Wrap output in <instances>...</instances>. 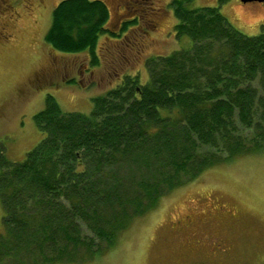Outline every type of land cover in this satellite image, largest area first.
<instances>
[{
	"label": "trees",
	"instance_id": "trees-1",
	"mask_svg": "<svg viewBox=\"0 0 264 264\" xmlns=\"http://www.w3.org/2000/svg\"><path fill=\"white\" fill-rule=\"evenodd\" d=\"M191 1L168 3L190 45L145 59V82L123 74L88 113L47 94L33 114L40 140L21 161L0 154V264L91 261L166 192L264 149V32ZM109 18L104 0H60L43 39L95 66L99 37L115 36Z\"/></svg>",
	"mask_w": 264,
	"mask_h": 264
},
{
	"label": "rangeland",
	"instance_id": "rangeland-1",
	"mask_svg": "<svg viewBox=\"0 0 264 264\" xmlns=\"http://www.w3.org/2000/svg\"><path fill=\"white\" fill-rule=\"evenodd\" d=\"M59 1L0 0V154L11 162L23 160L43 136L33 114L47 94L64 111L88 113L92 98L123 74L138 73L143 83L145 59L191 42L175 35L170 0H104L115 36L99 37V63L92 66L86 51L59 52L44 41ZM204 5L218 6L247 35L264 32V2L192 0L189 6ZM134 17L138 22L121 32ZM39 72L51 76L33 78ZM2 216L0 202V232ZM62 264H264V149L210 167L166 192L97 258Z\"/></svg>",
	"mask_w": 264,
	"mask_h": 264
},
{
	"label": "flooded vegetation",
	"instance_id": "flooded-vegetation-1",
	"mask_svg": "<svg viewBox=\"0 0 264 264\" xmlns=\"http://www.w3.org/2000/svg\"><path fill=\"white\" fill-rule=\"evenodd\" d=\"M120 21H121V20H120ZM120 21H119V22H120ZM39 74H41L42 76H46V75H47V76L44 77V78H43L42 76H40L41 79H45V78H48L49 76H51V75H49V74H50L49 72H39V73L35 74V76H34L33 78H36V79H37ZM52 75H53V74H52Z\"/></svg>",
	"mask_w": 264,
	"mask_h": 264
},
{
	"label": "water",
	"instance_id": "water-1",
	"mask_svg": "<svg viewBox=\"0 0 264 264\" xmlns=\"http://www.w3.org/2000/svg\"><path fill=\"white\" fill-rule=\"evenodd\" d=\"M241 2H252V1H259L264 2V0H240Z\"/></svg>",
	"mask_w": 264,
	"mask_h": 264
}]
</instances>
